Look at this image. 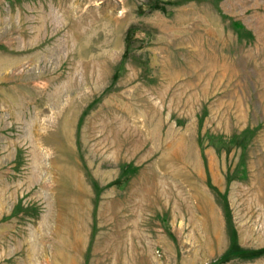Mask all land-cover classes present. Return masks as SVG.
<instances>
[{"label":"rangeland","instance_id":"rangeland-1","mask_svg":"<svg viewBox=\"0 0 264 264\" xmlns=\"http://www.w3.org/2000/svg\"><path fill=\"white\" fill-rule=\"evenodd\" d=\"M0 264H264V0H0Z\"/></svg>","mask_w":264,"mask_h":264}]
</instances>
